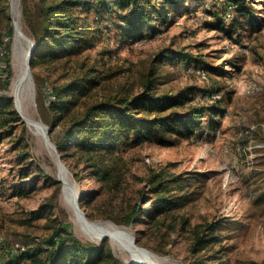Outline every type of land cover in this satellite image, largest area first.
Wrapping results in <instances>:
<instances>
[{
  "label": "rangeland",
  "instance_id": "374dc122",
  "mask_svg": "<svg viewBox=\"0 0 264 264\" xmlns=\"http://www.w3.org/2000/svg\"><path fill=\"white\" fill-rule=\"evenodd\" d=\"M184 2L166 22L163 15L153 17L137 37L125 32L116 13L101 10L98 22L94 9H80L94 45L35 74L29 68L20 102L13 85L34 41L25 32L24 0H0V264L11 261L16 244L28 254L39 252L60 225L82 240L108 244L125 264H139L111 238L88 233L84 220L124 228L134 244L165 264H264V0H250L261 29L241 26L233 35L224 30L230 16L223 26L214 18H223L222 0ZM172 54L189 61H172ZM159 55L162 90L191 88L195 103L221 113L207 114L200 131L176 145L147 141L106 152L108 171L84 162L74 148L58 152L54 139L62 129L47 123L55 88L86 73L106 74L78 106L122 90L137 93L140 73ZM28 116L39 120L49 139ZM154 174H163L170 196L181 197L158 215L148 187ZM131 214L138 219L128 224ZM200 236L204 247L194 250Z\"/></svg>",
  "mask_w": 264,
  "mask_h": 264
},
{
  "label": "trees",
  "instance_id": "16d2710c",
  "mask_svg": "<svg viewBox=\"0 0 264 264\" xmlns=\"http://www.w3.org/2000/svg\"><path fill=\"white\" fill-rule=\"evenodd\" d=\"M184 5V0H36L31 7L30 1L24 0L25 32L35 45L30 68L35 74L37 67L64 56L80 55L94 45L90 22L87 16L81 15L80 9L82 13L94 9L98 22L102 21L101 10L116 13L127 28L125 32L137 37L144 35L153 17L163 15L166 22L169 13ZM165 9V13L159 14ZM220 10L223 18L219 14L214 18L223 26L230 16V22L224 28L228 35H233L241 26L251 31L261 29V15L250 0H222ZM162 55L156 56L152 65L140 73L141 90L137 93L122 90L78 106L80 100L92 94L106 74L86 73L71 79L58 90L55 88L56 99L51 104L53 120L47 123L62 129L58 138L54 139L58 152L74 148L84 162L108 171L106 152L112 153L124 145L138 146L147 141L164 146L176 145L196 135L207 114L214 118L221 113L220 107L195 103L196 97L191 88L175 94L162 90L157 67ZM188 57L172 54L171 59L186 62ZM17 119L21 120L18 116ZM177 179L175 176L173 181ZM148 187L157 198L156 215L179 205L181 197L173 198L168 194L172 189H169L163 174H154ZM147 217L151 219L154 215L148 214ZM136 219L138 217L131 214L126 223ZM204 242L202 236L197 237L194 250L198 246V249H203ZM19 245L24 249L11 247L15 252L13 260L5 264H125L114 255L108 244L97 245L82 240L62 225L39 252L28 254V249Z\"/></svg>",
  "mask_w": 264,
  "mask_h": 264
},
{
  "label": "bare ground",
  "instance_id": "6f19581e",
  "mask_svg": "<svg viewBox=\"0 0 264 264\" xmlns=\"http://www.w3.org/2000/svg\"><path fill=\"white\" fill-rule=\"evenodd\" d=\"M17 31H18L19 35L22 36V34L20 33L21 31H19V27H18ZM28 57H29V54H28V51H26L24 64H23V67L21 68L22 71L20 73H18V76H17L16 80L14 81V85H13L14 94L18 98V100H20V102H21L20 94L22 91V87H23L24 83L30 79V76H29L30 75L29 74V58ZM27 120H28L27 122L32 127L36 128L38 130H40V129L43 131L46 130L45 127H43L42 124L39 122V120L36 119L35 117L28 116ZM63 182L65 183V181H63ZM72 203H73V200H72ZM82 222H83V226H84L85 230L88 233H91V234L98 236L100 238L101 237L102 238L103 237L111 238L116 243V245L118 244L119 246H121V248L123 250H125L126 252H128L130 254V257L133 258V260L138 262L139 264H165L164 260L159 259L157 256H154L153 254H151L150 251H148L144 247H140V246L134 244L132 242V238L128 234V231H126L124 228L115 226L111 223L105 224L102 222H92L89 220H84Z\"/></svg>",
  "mask_w": 264,
  "mask_h": 264
},
{
  "label": "built area",
  "instance_id": "2783aa9c",
  "mask_svg": "<svg viewBox=\"0 0 264 264\" xmlns=\"http://www.w3.org/2000/svg\"><path fill=\"white\" fill-rule=\"evenodd\" d=\"M200 74L202 75L203 78H206V77H207V73H206L205 71H203V70L200 72ZM213 97L216 98V97H218V96H217V95H214ZM15 247H16L17 249H18V248L24 249V248L21 247L19 244H16Z\"/></svg>",
  "mask_w": 264,
  "mask_h": 264
},
{
  "label": "water",
  "instance_id": "95a60500",
  "mask_svg": "<svg viewBox=\"0 0 264 264\" xmlns=\"http://www.w3.org/2000/svg\"><path fill=\"white\" fill-rule=\"evenodd\" d=\"M34 48H35V45L33 44L32 45V47H31V50H30V58H29V68H30V61H31V57H32V55H33V52H34ZM45 136L49 139V137H48V134H47V132L45 131Z\"/></svg>",
  "mask_w": 264,
  "mask_h": 264
}]
</instances>
